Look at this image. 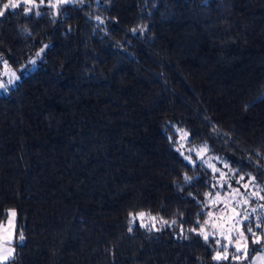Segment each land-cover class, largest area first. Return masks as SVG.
Masks as SVG:
<instances>
[{"label": "trees", "instance_id": "trees-1", "mask_svg": "<svg viewBox=\"0 0 264 264\" xmlns=\"http://www.w3.org/2000/svg\"><path fill=\"white\" fill-rule=\"evenodd\" d=\"M15 2L0 67L29 71L0 94V228L17 212L2 264L262 254L264 0ZM182 132L228 164L233 187L259 191L239 245L210 231L216 176L182 153Z\"/></svg>", "mask_w": 264, "mask_h": 264}, {"label": "rangeland", "instance_id": "rangeland-1", "mask_svg": "<svg viewBox=\"0 0 264 264\" xmlns=\"http://www.w3.org/2000/svg\"><path fill=\"white\" fill-rule=\"evenodd\" d=\"M54 4L70 2L74 0H48ZM29 71L28 67L20 69L12 68L7 63L0 67V94L7 93L14 87L24 74ZM180 149L186 158L192 162L200 161L209 167L214 173L216 183L215 191L209 198L212 219L209 222L210 231L218 233L229 243L241 242L239 236L233 240L234 234L241 230L244 218H251L248 205L254 196H261L259 191L250 182L242 183L241 187H233L231 184L232 172L228 164L217 155L209 153L207 147H191L187 145V134L180 135ZM17 212L10 210L5 223L0 228V264L8 261L14 255L13 242L15 238V227ZM251 264H264V252L254 257Z\"/></svg>", "mask_w": 264, "mask_h": 264}, {"label": "snow or ice", "instance_id": "snow-or-ice-1", "mask_svg": "<svg viewBox=\"0 0 264 264\" xmlns=\"http://www.w3.org/2000/svg\"><path fill=\"white\" fill-rule=\"evenodd\" d=\"M19 7V5L15 2V0H9L8 3L3 4L2 6V10H0V16L4 15L5 10H8L9 8L11 9H15ZM41 51H43V49H41ZM34 63V61H33ZM3 85H0V87H2ZM139 215L143 216V213H140ZM131 230V229H130ZM249 232H251V229H249ZM205 239H207V236H205ZM261 238L257 237L256 240L253 241V243H260ZM220 257H216V259H219Z\"/></svg>", "mask_w": 264, "mask_h": 264}]
</instances>
